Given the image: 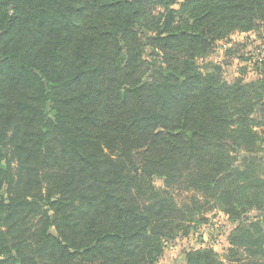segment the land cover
I'll return each instance as SVG.
<instances>
[{"label":"trees","instance_id":"1","mask_svg":"<svg viewBox=\"0 0 264 264\" xmlns=\"http://www.w3.org/2000/svg\"><path fill=\"white\" fill-rule=\"evenodd\" d=\"M263 27L264 0H0V264H158L211 210L227 255L179 264H264V69L200 64Z\"/></svg>","mask_w":264,"mask_h":264},{"label":"rangeland","instance_id":"2","mask_svg":"<svg viewBox=\"0 0 264 264\" xmlns=\"http://www.w3.org/2000/svg\"><path fill=\"white\" fill-rule=\"evenodd\" d=\"M229 48H232L231 52H229ZM206 61H221L224 64L228 80L241 76L242 69L245 67L247 69L246 72H243L244 77L255 78L257 72L264 69V27L259 31L237 32L232 34L228 40L220 41L215 54L209 59L201 60L200 64ZM157 185L162 186L163 184L161 181H157ZM186 194L176 195L177 203L181 204L182 198ZM206 216L208 217L207 223L199 226L197 232L169 242L158 264L182 263L185 251L190 248L213 247L221 257L227 255L228 235L234 224L222 211L211 210L206 213Z\"/></svg>","mask_w":264,"mask_h":264}]
</instances>
